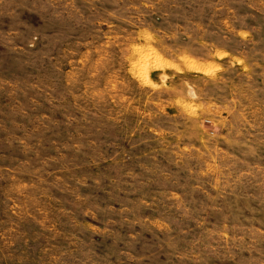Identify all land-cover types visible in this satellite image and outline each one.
Listing matches in <instances>:
<instances>
[{
  "label": "rangeland",
  "instance_id": "374dc122",
  "mask_svg": "<svg viewBox=\"0 0 264 264\" xmlns=\"http://www.w3.org/2000/svg\"><path fill=\"white\" fill-rule=\"evenodd\" d=\"M0 264H264V0H0Z\"/></svg>",
  "mask_w": 264,
  "mask_h": 264
},
{
  "label": "bare ground",
  "instance_id": "6f19581e",
  "mask_svg": "<svg viewBox=\"0 0 264 264\" xmlns=\"http://www.w3.org/2000/svg\"><path fill=\"white\" fill-rule=\"evenodd\" d=\"M165 63H166V61H165ZM194 66V65H193ZM195 67H197V66H195ZM198 68V67H197Z\"/></svg>",
  "mask_w": 264,
  "mask_h": 264
}]
</instances>
